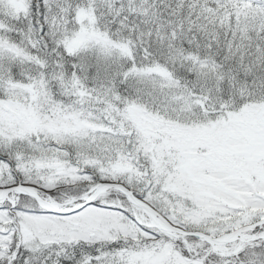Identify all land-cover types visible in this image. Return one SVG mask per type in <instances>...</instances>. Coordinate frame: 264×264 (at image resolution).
<instances>
[{"label": "snow or ice", "instance_id": "snow-or-ice-1", "mask_svg": "<svg viewBox=\"0 0 264 264\" xmlns=\"http://www.w3.org/2000/svg\"><path fill=\"white\" fill-rule=\"evenodd\" d=\"M0 264H264V0H0Z\"/></svg>", "mask_w": 264, "mask_h": 264}]
</instances>
